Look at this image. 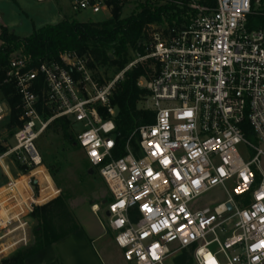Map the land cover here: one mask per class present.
Segmentation results:
<instances>
[{
	"label": "built area",
	"instance_id": "obj_1",
	"mask_svg": "<svg viewBox=\"0 0 264 264\" xmlns=\"http://www.w3.org/2000/svg\"><path fill=\"white\" fill-rule=\"evenodd\" d=\"M136 1L70 5L112 18L116 7ZM175 4V19L148 26L146 55L105 86L86 55L65 52L37 63L24 53L10 56L4 84L16 90L20 115L10 134L11 108L0 100V262L28 246L31 216L50 201L40 203L37 173L45 168L37 141L65 118L81 126L77 144L112 196L108 228L127 263L164 264L192 249L194 264H264V0ZM146 60L153 67L138 88L154 122L132 133L117 157L123 148L112 90ZM216 188L226 191L224 203L191 208Z\"/></svg>",
	"mask_w": 264,
	"mask_h": 264
},
{
	"label": "rangeland",
	"instance_id": "obj_2",
	"mask_svg": "<svg viewBox=\"0 0 264 264\" xmlns=\"http://www.w3.org/2000/svg\"><path fill=\"white\" fill-rule=\"evenodd\" d=\"M70 1L46 0L40 3L37 0H0V34L1 29L6 28L10 33H14L20 38H26L34 30L57 24L65 18L75 19L81 23H99L107 21L111 17L109 13L105 12L99 14H92L91 12L75 13L71 8ZM133 9L134 6L126 7L123 15L128 16ZM147 30L148 27L144 30L145 38L148 36ZM146 43V40L141 42L143 53L130 52L128 55L130 61L126 67L139 55H146L144 47ZM16 53H23V51L19 50ZM86 56L90 57L89 55ZM90 59L94 79L102 86L112 83L126 68L123 70L110 66L103 68L95 66L96 62L92 57ZM152 64L151 60L142 61L136 67L125 72L123 77L114 85L112 97L117 86L124 81L126 73L139 67L150 71L153 67ZM140 81L139 79L138 83ZM0 100L6 101L1 93ZM138 110L143 113L152 112L149 108L146 95L142 96L138 103ZM115 114H117V110ZM6 123L7 119L2 124ZM80 130L81 126L79 125L75 127L69 125V136L64 137L62 131L51 126L37 141V147L43 156L45 168L37 173L43 184V196L40 199V203H46L51 199L47 203L49 204L52 201L60 199L65 205V209L52 207L47 223L56 234L69 232L75 226H79L78 224L84 228H86L85 226L93 227L98 232L101 231L102 226H105L103 230L106 233V237L95 245L97 250L105 258L106 264H129L124 260L123 252L115 243V234L108 228L106 209L112 200V196L104 180L101 178L99 170L92 168L88 164L82 150L77 144L76 137ZM11 143L14 144V141L12 140ZM229 191L231 192V189ZM226 200V191L222 188H216L193 202L191 208L194 210L206 208L213 210ZM47 204H41L38 208ZM95 206L99 208L97 211V216L100 220L99 228L95 225L98 223L97 219L91 213ZM44 230L45 223L39 209L33 213L30 219L28 232L30 242L28 246H19L11 254L4 256L0 264H5V261L11 262L17 258L21 260L22 256H19V254L29 249L32 252L39 242L45 244ZM179 254L169 257L164 264H175L174 260Z\"/></svg>",
	"mask_w": 264,
	"mask_h": 264
},
{
	"label": "trees",
	"instance_id": "obj_3",
	"mask_svg": "<svg viewBox=\"0 0 264 264\" xmlns=\"http://www.w3.org/2000/svg\"><path fill=\"white\" fill-rule=\"evenodd\" d=\"M124 9L116 7L113 16L107 21L99 23H81L75 19H66L56 25H49L34 30L26 38H20L10 33L6 28L1 29L0 34V93L11 108V121L8 126L10 134L18 123L20 112L18 105L20 98L16 90L9 84H4L5 70L10 56L19 50L31 58L34 63L43 60H58L59 55L65 52H76L81 56L89 55L99 67H117L123 70L129 63L130 52L143 53L141 42L145 40L144 30L151 24L162 23L165 19L172 20L181 13L175 0H138L134 9L128 16L123 15ZM148 72L143 67L133 69L126 73L111 98V106L116 108L117 115L114 122L119 136V142L123 149L117 157L123 156L124 146L132 133L142 126L154 122V113H143L138 110V103L146 92L138 88V81L147 76ZM104 119L108 115L104 109H100ZM70 122L65 119L55 120L51 126L62 131L64 137H68ZM50 126V127H51ZM49 127V128H50ZM57 131V130H56ZM248 138H252L250 130ZM54 207L65 209L60 199L37 208L41 210L45 223V246H50L59 241L70 232L77 229L75 226L69 232L56 234L47 223L50 218V209ZM35 210V211H36ZM193 250H183L174 260L175 264H194ZM20 259L5 264H24L26 253H21Z\"/></svg>",
	"mask_w": 264,
	"mask_h": 264
},
{
	"label": "crops",
	"instance_id": "obj_4",
	"mask_svg": "<svg viewBox=\"0 0 264 264\" xmlns=\"http://www.w3.org/2000/svg\"><path fill=\"white\" fill-rule=\"evenodd\" d=\"M91 213L97 219L98 223L95 225L99 228L98 216ZM78 225L77 229L50 246L39 242L35 250L31 249L32 252L29 251L30 249L24 251L23 253L28 254L24 259V264H106L105 258L95 246L106 237L102 225L100 232L93 227L85 226L84 228Z\"/></svg>",
	"mask_w": 264,
	"mask_h": 264
},
{
	"label": "water",
	"instance_id": "obj_5",
	"mask_svg": "<svg viewBox=\"0 0 264 264\" xmlns=\"http://www.w3.org/2000/svg\"><path fill=\"white\" fill-rule=\"evenodd\" d=\"M228 208L231 209V206L228 205ZM106 217H109V213L108 212L106 213Z\"/></svg>",
	"mask_w": 264,
	"mask_h": 264
},
{
	"label": "bare ground",
	"instance_id": "obj_6",
	"mask_svg": "<svg viewBox=\"0 0 264 264\" xmlns=\"http://www.w3.org/2000/svg\"><path fill=\"white\" fill-rule=\"evenodd\" d=\"M98 210H99V208L97 206H95L94 211H98Z\"/></svg>",
	"mask_w": 264,
	"mask_h": 264
}]
</instances>
